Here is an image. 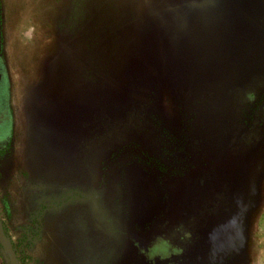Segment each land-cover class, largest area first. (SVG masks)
<instances>
[{
    "label": "rangeland",
    "instance_id": "1",
    "mask_svg": "<svg viewBox=\"0 0 264 264\" xmlns=\"http://www.w3.org/2000/svg\"><path fill=\"white\" fill-rule=\"evenodd\" d=\"M0 29L20 264H264V0H0Z\"/></svg>",
    "mask_w": 264,
    "mask_h": 264
},
{
    "label": "flooded vegetation",
    "instance_id": "2",
    "mask_svg": "<svg viewBox=\"0 0 264 264\" xmlns=\"http://www.w3.org/2000/svg\"><path fill=\"white\" fill-rule=\"evenodd\" d=\"M1 49L0 29V156L8 152L11 141L10 132L12 130V126H10L12 116L9 103V79Z\"/></svg>",
    "mask_w": 264,
    "mask_h": 264
},
{
    "label": "water",
    "instance_id": "3",
    "mask_svg": "<svg viewBox=\"0 0 264 264\" xmlns=\"http://www.w3.org/2000/svg\"><path fill=\"white\" fill-rule=\"evenodd\" d=\"M0 245L3 247L4 251L8 254L11 264H20L17 253L13 248V245L6 236L1 217H0Z\"/></svg>",
    "mask_w": 264,
    "mask_h": 264
},
{
    "label": "crops",
    "instance_id": "4",
    "mask_svg": "<svg viewBox=\"0 0 264 264\" xmlns=\"http://www.w3.org/2000/svg\"><path fill=\"white\" fill-rule=\"evenodd\" d=\"M215 128V127H214ZM224 128H226V127H224ZM227 132V131H226ZM11 134H12V130H11ZM11 142V141H10ZM221 148V147H220ZM227 149H230V148H228V147H225V146H223L222 147V150H220L219 151V153H218V156H219V160L221 159V158H224V159H226V157H228V156H230L229 154L231 153V151L230 150H227ZM9 153V151L6 153V154H4V155H2V156H0V163H1V167H3V165L5 164V163H3V162H5L8 158H9V156L7 155ZM231 157V156H230ZM2 160H4V161H2ZM72 188V186L70 187V189ZM51 189H50V185H49V189H48V191H50ZM56 190H57V187H56V189H52V191L55 193L56 192ZM51 194H49V196H50ZM40 199H41V196H40ZM55 200V199H54Z\"/></svg>",
    "mask_w": 264,
    "mask_h": 264
},
{
    "label": "trees",
    "instance_id": "5",
    "mask_svg": "<svg viewBox=\"0 0 264 264\" xmlns=\"http://www.w3.org/2000/svg\"><path fill=\"white\" fill-rule=\"evenodd\" d=\"M10 126H12V122H10ZM10 136H11V132H10ZM10 144V143H9ZM2 152V151H1ZM6 236L8 238V240L11 242V238L9 237V235L7 234V232L5 231ZM11 244L13 245V243L11 242ZM0 251L4 254V256L6 257L7 260V264H11L10 260H9V256L8 254L4 251L3 247L0 245Z\"/></svg>",
    "mask_w": 264,
    "mask_h": 264
}]
</instances>
